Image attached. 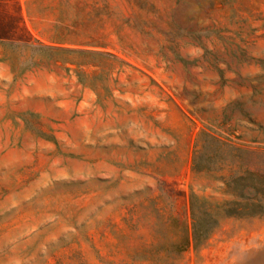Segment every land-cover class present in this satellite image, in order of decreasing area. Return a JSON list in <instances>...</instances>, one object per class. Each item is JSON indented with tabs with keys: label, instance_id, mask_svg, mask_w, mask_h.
I'll return each instance as SVG.
<instances>
[{
	"label": "rangeland",
	"instance_id": "1",
	"mask_svg": "<svg viewBox=\"0 0 264 264\" xmlns=\"http://www.w3.org/2000/svg\"><path fill=\"white\" fill-rule=\"evenodd\" d=\"M263 147L264 0H0V264H264V215L182 252Z\"/></svg>",
	"mask_w": 264,
	"mask_h": 264
},
{
	"label": "trees",
	"instance_id": "2",
	"mask_svg": "<svg viewBox=\"0 0 264 264\" xmlns=\"http://www.w3.org/2000/svg\"><path fill=\"white\" fill-rule=\"evenodd\" d=\"M215 140V139H214ZM219 141V140H218ZM238 148H233L237 151ZM248 164L242 167L238 162L232 161L229 166V175L215 176L216 181H222L229 187L232 195L218 207L196 194L191 195L192 232L188 225L184 226L185 240L182 252L191 247H202L209 240L212 233L219 227L222 218L255 217L264 215V147L261 151L247 150ZM203 169H198L200 173ZM221 172L222 168L215 170Z\"/></svg>",
	"mask_w": 264,
	"mask_h": 264
}]
</instances>
